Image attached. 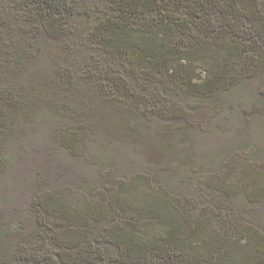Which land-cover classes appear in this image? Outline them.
Here are the masks:
<instances>
[{
    "label": "trees",
    "instance_id": "obj_1",
    "mask_svg": "<svg viewBox=\"0 0 264 264\" xmlns=\"http://www.w3.org/2000/svg\"><path fill=\"white\" fill-rule=\"evenodd\" d=\"M4 6L10 7L12 17L1 12L0 24L7 26L9 34L28 29L34 34L41 28L49 42L70 41L69 52L95 51L120 61L122 67L99 74L100 82L90 77L99 103L53 110L67 120L75 119L74 125L65 123L53 133L55 143L71 160L90 157V146L95 145L97 182L86 189L94 190L91 199L86 190L71 186L73 180L66 178L62 168H56L54 173L65 182L36 197L35 216L29 213L27 219L12 221L14 233L20 232L19 222L25 219L39 238L32 251L19 249L16 260L26 264H264V228L255 216L264 201V172L259 175L254 170L243 181L252 183L246 194L251 206H240L233 198L240 182L228 175L196 177V182L192 179L196 192L179 194L171 186L173 168L167 161L160 167L134 169V161L120 156L124 147L114 145L117 140H142L141 129L151 116L164 125L160 131L164 141L154 143L164 149L175 145L177 135L185 141L188 130L214 125L221 113L247 111L233 96L241 83L264 77V0H11ZM3 56L0 129L8 127L17 113L11 110L29 106V99L20 107L13 101L21 91L6 79L21 69H10L9 56ZM60 58L68 60L69 54ZM60 58L50 65L49 85L62 87L64 82L67 87L66 79L75 70ZM183 92L187 98L181 100ZM261 103L264 81L253 91L248 110L259 111ZM89 140L93 143L87 145ZM102 140L106 141L101 144ZM5 158L0 160V170ZM2 255L0 264H13Z\"/></svg>",
    "mask_w": 264,
    "mask_h": 264
},
{
    "label": "rangeland",
    "instance_id": "obj_2",
    "mask_svg": "<svg viewBox=\"0 0 264 264\" xmlns=\"http://www.w3.org/2000/svg\"><path fill=\"white\" fill-rule=\"evenodd\" d=\"M10 1L0 0V9H2L0 13L4 14L3 17L11 16L10 7L4 6ZM11 22L14 23V20ZM33 25L35 23L31 26ZM6 28L7 26L0 24V69L4 65L5 54L9 56L10 69L17 67L21 69L18 71L19 74L8 77L6 82L16 83L18 91H21L12 98L17 106L20 107V103L23 105L24 100L27 102V99L29 106L24 111L21 110L22 108L13 110L4 108L5 111L11 110L17 113L12 116L8 127L0 129V160H3V156L6 157L0 170V239L2 240L0 254H4L2 256L13 264H26L21 259L16 260L15 257L18 259L17 252L22 247L32 251L38 246L39 238L35 232L32 234L36 228L24 219L19 222L20 232L14 233L11 224L12 221L17 220L18 223L22 218L27 219L29 213L35 216L37 211L33 203L36 197L46 189H52L65 182L56 176L54 170L62 168L63 173L67 175L66 178L73 180L71 186L76 190L94 188L97 182L95 170L99 167L96 164L95 145L90 146L92 152L90 157L86 156L89 160L86 157L84 160L80 158L71 160L70 155L55 143L53 133L65 123L74 125L75 119L67 120L58 112L54 114L53 110L61 111V105L66 106V111H71L73 108L80 109L87 101L90 104L99 103V95L94 90L90 77H97L100 82L99 74L107 71L108 75L122 67L120 61L98 56L95 51H90L89 55L80 51L69 52L67 44H70V41L64 39L49 42V37L41 28L34 34L28 29L20 31L21 34L15 31L14 35L9 34ZM63 53L69 54L68 60L60 58ZM59 58L66 62L65 65H72L75 70L66 79L69 81L67 87L64 82L62 87L54 82L49 85L50 65ZM97 65L100 67L99 70L95 68ZM262 81L264 77L257 81L247 80L235 89L233 97L239 98L238 103L247 111H232L228 115L221 113L216 125H204L202 129L188 130V139L185 141L181 140L182 135H177L172 142H176L175 145L164 149L155 148L154 145H161L164 141V137L160 136L164 125L151 116L146 119L141 129L142 140L134 143L117 140L113 144L124 147V152L120 156L122 160L134 161V169L145 166L160 167L161 163L167 161V166L173 168L169 178L171 186L179 194L196 192L192 182L196 177L205 179L207 176L228 175L234 178L233 181L240 182V185L237 184V188L240 186L239 190H236L238 193L233 197L235 203L240 206L248 205L246 194H249L252 183L249 185L243 181L250 178V172L254 170L258 169L259 175L264 172V104H257L259 111L248 110L253 91L262 84ZM71 82H73L72 89ZM152 84L157 89L160 88L157 82ZM3 87L4 90L13 89L11 86ZM83 87H90L92 90L84 91ZM172 88L174 92L177 91V86L172 85ZM110 90L108 85L107 94ZM184 94L186 93L183 92L182 96L179 94L178 98L181 100L187 98ZM95 95L97 96L94 97ZM84 97L91 98L87 100ZM32 102L34 107L31 105ZM194 103L199 106L207 105L204 102ZM1 120L0 118V122ZM114 140L115 138L109 139L111 143ZM105 141L102 140L100 143L103 144ZM91 143L92 140H89L86 144ZM85 165H89V168H85ZM262 180L264 181V178ZM202 184L206 187L205 183ZM92 191L94 192V190H86L84 194L92 199ZM78 196L85 198L84 195ZM262 203H259L260 208L257 206L259 210L255 216L264 228V201Z\"/></svg>",
    "mask_w": 264,
    "mask_h": 264
}]
</instances>
